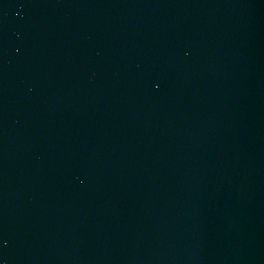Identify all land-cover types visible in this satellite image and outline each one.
<instances>
[{
    "label": "water",
    "instance_id": "water-1",
    "mask_svg": "<svg viewBox=\"0 0 264 264\" xmlns=\"http://www.w3.org/2000/svg\"><path fill=\"white\" fill-rule=\"evenodd\" d=\"M0 264H264V0H0Z\"/></svg>",
    "mask_w": 264,
    "mask_h": 264
}]
</instances>
